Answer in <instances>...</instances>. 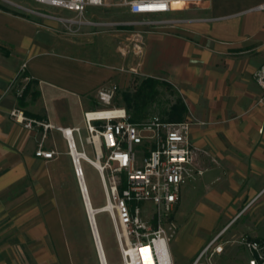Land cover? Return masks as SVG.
<instances>
[{
  "label": "crops",
  "instance_id": "crops-1",
  "mask_svg": "<svg viewBox=\"0 0 264 264\" xmlns=\"http://www.w3.org/2000/svg\"><path fill=\"white\" fill-rule=\"evenodd\" d=\"M35 4L39 8L12 3L43 13L46 6ZM263 5L203 0L147 17L174 24L121 28L119 37L127 46L140 42V50L117 60L111 30L86 27L68 35L57 21L0 4V264H73L63 206L65 179L74 177L66 140L55 129L44 138L41 129H24L10 111L21 108L55 128L83 127L84 113L106 108L99 91L128 88L127 68L172 87L186 109L190 143L206 153L198 161L203 175L182 187L174 211L179 227L169 248L173 264H192L215 229L224 232L241 216L239 230L264 242V231L251 228V220L264 221V102H258L261 89L253 78L264 64ZM98 10L90 9L87 18L98 21L92 14ZM29 82L21 107L16 90ZM40 144L54 152L51 159L35 157Z\"/></svg>",
  "mask_w": 264,
  "mask_h": 264
},
{
  "label": "built area",
  "instance_id": "built-area-1",
  "mask_svg": "<svg viewBox=\"0 0 264 264\" xmlns=\"http://www.w3.org/2000/svg\"><path fill=\"white\" fill-rule=\"evenodd\" d=\"M33 2L61 9L74 15L72 19L53 17L29 11L34 15L57 21L62 27L90 26L97 28L170 27L169 19L151 20L147 17L163 15L181 5L201 4L203 0H122L131 16L141 20L111 23L87 18L90 9L106 6V0H32ZM264 10V5L260 7ZM24 65H22V69ZM21 69V70H22ZM253 78L261 89L259 103L264 102V64ZM24 87L16 90L22 96ZM115 88L99 91V101L106 108L83 114V127L72 130L55 128L49 123L27 117L21 108L9 115L24 129H41L43 137L49 130H57L67 143L78 184L82 178L79 162L84 161L97 173L103 195L101 212L108 214L116 237L121 264H173L169 243L176 232L172 215L181 198L182 187L203 175L198 167L199 157L206 153L189 141L188 121L167 122L158 117L131 122L126 110L111 107ZM82 131L86 133L82 135ZM73 134L79 143L76 161L72 150L77 151ZM89 145L93 158L89 159L83 146ZM35 157L51 159L53 151L45 152L40 144ZM142 205V207H140ZM220 234L212 239L197 255L192 264H210L213 256L223 251L216 244ZM237 243L248 254L246 264H264V242L241 236ZM224 244V243H223Z\"/></svg>",
  "mask_w": 264,
  "mask_h": 264
},
{
  "label": "rangeland",
  "instance_id": "rangeland-1",
  "mask_svg": "<svg viewBox=\"0 0 264 264\" xmlns=\"http://www.w3.org/2000/svg\"><path fill=\"white\" fill-rule=\"evenodd\" d=\"M10 3L1 2L6 9L13 11L18 14H26L31 18H36V15L33 13H29L24 11L23 9H19L12 5V3L17 5H26L31 8H39V5H36L32 0H8ZM24 7V6H23ZM43 7V6H42ZM126 8L122 4V0H106V6L98 11H94L92 14L95 18L100 21H106L111 23H122V22H130L132 19L126 13ZM43 13L53 16L60 17L62 19H72L74 15L70 12L61 10V9H51L49 7L42 8ZM41 13V12H38ZM40 18V16L38 17ZM40 19L49 21L51 19H46L41 17ZM60 24V23H59ZM86 27L90 26H70L68 29L62 27L63 32L68 35H75L83 31L84 29H88ZM123 27L118 28H97L93 27L91 31L93 32H104L111 30L110 36L114 39L115 44V59L120 60L121 55L126 56L131 53L138 54L139 53V43L133 42L132 45H126L124 39H121V35H123ZM100 29V31H98ZM130 29V28H126ZM125 30V28H124ZM71 37V36H70ZM131 74L129 86L127 89L121 90L118 89L115 91L112 100L111 107H123L130 119H136V122L146 121L150 117H158L162 121H166L168 119V114H170V110L177 106L178 104H182L180 97L178 94L169 86L167 83L163 81H158V84L153 88V92L150 96H146L145 94H140L137 96L138 88L142 83L143 79L135 75L132 69L127 68L124 70ZM25 87V86H24ZM259 102V101H258ZM77 148H79L78 141L76 139ZM89 157L92 158L91 151L87 147L86 149ZM81 168L84 175L85 184L88 190V195L90 198V202L92 207L97 210L101 209L104 206V195L101 187V183L96 171L84 161H81ZM64 212H65V228L67 229L68 241L71 246V261L73 264H99L98 256L94 247V241L92 238V234L90 231V226L88 223V219L86 216L85 208L83 206L81 193L79 191L77 185V178L74 173V177H67L65 179V187H64ZM142 207V205H140ZM261 212H257L254 216H259ZM237 218L235 221H231L226 231L223 232V229H215V232L210 237V239H214L217 235L221 234L216 244H222L223 251L215 255L211 258L210 264H246L247 254L243 250V248L237 243V239L241 236H246L249 239H259L251 235V237L239 230L241 224L244 223L243 218ZM96 227L98 231V235L101 241L102 249L106 258L107 264H121L120 251L118 247V243L116 237L113 232V227L110 221L108 214L99 212L95 215ZM172 220L176 224V232L174 237L171 239L169 243V248L171 249L173 243H176L175 237L178 231V221L174 218V213L172 215ZM181 226V225H180ZM251 228L255 231L262 230L264 231V221H259L257 219L251 220ZM183 226L180 227V232L178 235H182ZM224 243V244H223ZM187 262L186 264H189ZM174 264H180L178 262H174Z\"/></svg>",
  "mask_w": 264,
  "mask_h": 264
},
{
  "label": "trees",
  "instance_id": "trees-1",
  "mask_svg": "<svg viewBox=\"0 0 264 264\" xmlns=\"http://www.w3.org/2000/svg\"><path fill=\"white\" fill-rule=\"evenodd\" d=\"M30 84L31 83L29 82L25 85L22 96L19 98L21 107L24 105L22 100L24 99V96L27 94ZM156 84H158V82L153 79H150V78L144 79L138 88L139 91L137 92V96L140 94H145L146 96H150ZM185 113H186V109L184 105L178 104L177 106H174L170 110V114H168V119L166 121L167 122H181L183 121V116ZM130 121L136 123L137 120L130 119Z\"/></svg>",
  "mask_w": 264,
  "mask_h": 264
},
{
  "label": "bare ground",
  "instance_id": "bare-ground-1",
  "mask_svg": "<svg viewBox=\"0 0 264 264\" xmlns=\"http://www.w3.org/2000/svg\"><path fill=\"white\" fill-rule=\"evenodd\" d=\"M77 153H78L77 151L72 150V155H73L75 161L78 158V156H77L78 154ZM80 163L81 162H79V164L77 165V168H80L81 169V173H82V178L79 177L80 185H81V189H82V193H81L80 188H79V190H80V193H81V198H82L83 206L85 208L86 216H87V213H88L89 219H90L91 222H92V217H93L94 226H95V229H96V232H97V235H98V231H97V227H96V220H95V215L96 214H93L92 213L93 216L91 217V212H93L95 209L92 207L91 202H90V199H89V195H88V191H87V188L85 186V183H84L83 171H82V168H81V164ZM89 206H90V209H89ZM97 210H98V213L101 212L100 209H97ZM87 219H88V216H87ZM92 227H93V223H92ZM93 230H94V227H93ZM94 235H95V232H94ZM95 238H96V236H95ZM98 240L100 242V246H101V249H102V245H101V241H100L99 235H98ZM96 242H97V239H96ZM102 253H103V257H104L105 264H107L106 263V258H105L104 252H103V249H102ZM100 259H101V263L104 264L103 263V259L101 257V254H100Z\"/></svg>",
  "mask_w": 264,
  "mask_h": 264
},
{
  "label": "water",
  "instance_id": "water-1",
  "mask_svg": "<svg viewBox=\"0 0 264 264\" xmlns=\"http://www.w3.org/2000/svg\"><path fill=\"white\" fill-rule=\"evenodd\" d=\"M79 188H80L81 193H82V189H81L80 183H79ZM89 209H90V206H89ZM92 213L93 214H97L98 210H94L93 212H91V217L93 216ZM87 216H88V223H89V226H90V231H91L92 238H93V241H94V246H95V250H96V253H97V256H98L99 263L102 264L101 263V259H100V254H101V257L103 259V263L105 264L103 253H102V249H101V246H100V242L98 240V235H97V232H96V229H95V226H94L93 217H92V222H91L90 219H89L88 213H87ZM92 223H93L94 230H93V227H92ZM94 232H95V235H94ZM95 236H96V238H95ZM96 239H97V242H96Z\"/></svg>",
  "mask_w": 264,
  "mask_h": 264
}]
</instances>
